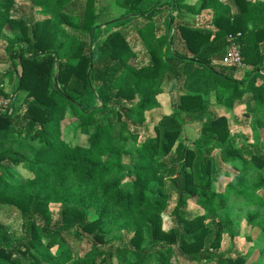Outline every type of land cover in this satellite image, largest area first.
<instances>
[{"label": "trees", "instance_id": "obj_1", "mask_svg": "<svg viewBox=\"0 0 264 264\" xmlns=\"http://www.w3.org/2000/svg\"><path fill=\"white\" fill-rule=\"evenodd\" d=\"M113 1L122 16L100 20L92 0H28L19 15L0 0L16 96L0 113V209L20 218L19 232L0 223V262L247 264L249 237L219 249L243 218L263 235L251 264H264V142L241 132L264 128V0ZM236 33L245 79L221 62ZM166 87L170 113L150 124ZM67 116L84 145L61 137Z\"/></svg>", "mask_w": 264, "mask_h": 264}, {"label": "rangeland", "instance_id": "obj_2", "mask_svg": "<svg viewBox=\"0 0 264 264\" xmlns=\"http://www.w3.org/2000/svg\"><path fill=\"white\" fill-rule=\"evenodd\" d=\"M86 0H80L81 3H84ZM156 0H146V2L143 3L144 7H148L151 4H153ZM188 2H192V0H187ZM223 1V0H221ZM15 6H14V12L15 15H19L23 12V8L27 7L28 0H14ZM92 11L94 14H98L100 20H108L113 18H119L122 16V9L115 4L113 0H92ZM169 12V11H168ZM102 22L100 21L99 24ZM102 30V26L100 27V31ZM7 31H5L6 34ZM0 56L4 59V54L2 53V49H0ZM144 62V61H142ZM0 74H5V79L3 84L0 87V90L4 93L3 97L0 96V110L4 111V106L9 103L16 97L15 94L12 93V90L15 86V78L12 72V69L10 68L9 63L1 64L0 65ZM237 79H245L246 77H252V72L247 67H241L237 69V73L235 74ZM205 83H200L198 86L192 87V90L201 92L205 88ZM167 87L164 89V91L157 95L156 100L158 103V111L153 110L151 112L145 113V119L150 124H154L158 122L160 116H168L170 113L169 108V97L167 95ZM12 93V94H11ZM21 97L19 96V101ZM211 99V98H210ZM8 100V101H7ZM77 121L73 119L70 116L65 117L60 123V133L61 137L65 140V142H76L80 145L85 144V137L84 136H78L75 139L73 138L72 130L76 126ZM206 124L202 121L196 122V123H189L184 126L183 134L179 135V138L177 139V142H182L185 145L196 137V135L199 133V130L201 127L205 126ZM238 131V130H237ZM148 132L150 134H153V131L149 128ZM244 136L251 142H257L258 140L264 142V128L257 126V123L255 121H252V127L248 128L246 130L241 131ZM238 133V132H237ZM183 137H185L187 142L183 141ZM176 144V143H175ZM177 153L175 148L173 147L170 151L169 155L174 156ZM234 166L235 168L238 167L236 164H227L226 166L221 167V171L223 173H228L230 171L229 168H232L231 166ZM9 169L11 173L14 176H24L25 175V169L22 165H9ZM154 192V189H151V194ZM255 195L264 200V187L257 190ZM56 209L55 206H53L52 211ZM230 217V213L228 212V209H224L223 211L219 212V217L222 219L223 217ZM89 217H92V214L89 215ZM0 223H2L7 231H14L19 232L18 228L20 225V218L19 216L13 212L12 210L4 207L0 209ZM171 226V223L168 220H165L163 222V228H167ZM249 237L252 240L254 250L250 254L249 258L245 263L251 264L253 261L257 259V253L255 252L259 246H261L263 242V235L257 228H251L245 223V220L241 218L238 222L237 232L236 235L230 240L228 238L227 233L223 230L222 236H221V243L219 249L221 251H225L229 249L230 247L234 249H240L243 246V240L244 238ZM0 264H5L4 262H0Z\"/></svg>", "mask_w": 264, "mask_h": 264}, {"label": "built area", "instance_id": "obj_3", "mask_svg": "<svg viewBox=\"0 0 264 264\" xmlns=\"http://www.w3.org/2000/svg\"><path fill=\"white\" fill-rule=\"evenodd\" d=\"M239 34L236 33L234 35L227 36V45L225 48L224 56L222 58V64L227 66H233L236 69L244 67L240 60V46L238 43ZM1 87V85H0ZM8 101V100H7ZM9 101L4 106V111L0 110V113H6L9 108Z\"/></svg>", "mask_w": 264, "mask_h": 264}]
</instances>
